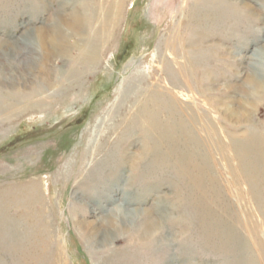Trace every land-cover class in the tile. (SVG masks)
I'll use <instances>...</instances> for the list:
<instances>
[{
	"label": "rangeland",
	"instance_id": "374dc122",
	"mask_svg": "<svg viewBox=\"0 0 264 264\" xmlns=\"http://www.w3.org/2000/svg\"><path fill=\"white\" fill-rule=\"evenodd\" d=\"M263 86L264 0H0V264H264Z\"/></svg>",
	"mask_w": 264,
	"mask_h": 264
},
{
	"label": "bare ground",
	"instance_id": "6f19581e",
	"mask_svg": "<svg viewBox=\"0 0 264 264\" xmlns=\"http://www.w3.org/2000/svg\"><path fill=\"white\" fill-rule=\"evenodd\" d=\"M114 10H117V8L116 9L114 8ZM110 13H112L111 16L113 18V21H112V24L109 23L108 26L103 24L104 23L103 21H102L103 23L100 22V23H97V25L95 24L96 25L95 27H93L94 25L92 26V25H89V23H86V21L83 22V24H82V22L80 21L81 18L76 16V14L72 15L71 18L66 20V21H64V19L61 18V19H63L64 24H66V28H67V31H68L70 36L63 40L58 34H53L50 37L48 36L49 38L46 39L44 35L40 34V36H41L40 42H41L43 49L46 53L45 57L49 56L51 53H54V52L56 53L57 49H60V54L64 55L68 49V46H69V42L67 41L68 38H76V39L81 40V43L80 44L78 43V45H77L79 54H77V56L74 59H72L71 64H70V68L67 70L68 71L67 74L68 75L71 74V75H75V76H78L79 74H81L80 77H83L86 74L85 68H90L92 66V64L97 60L98 47L101 44H105L106 40L108 41V33H106V31L108 28L110 29V27H112L114 24V16H115L114 13H115V11H111ZM109 20H111L110 17H109ZM79 22H81V24ZM90 27L91 28L93 27L92 28L93 31L90 34H86V31L91 29ZM85 34H86V36H85ZM71 43H73V42H71ZM47 46H49V48ZM100 49H102V48H100ZM62 55H60V56H62ZM78 65L82 66V69H81L82 71L77 70ZM39 69H40V72H39L38 76H40V77H38V78L41 79V75H42L43 77L46 76V79H47L49 77L50 73L47 69L44 68L43 62L40 64ZM82 72H84V73H82ZM80 77L78 79H80ZM248 80H249V83L252 85L255 82L252 77H250V79L248 78ZM75 81H77V80H75ZM257 85H255V86H257ZM257 87H259V85ZM261 87H262V85H261ZM84 226H90V224H87Z\"/></svg>",
	"mask_w": 264,
	"mask_h": 264
}]
</instances>
